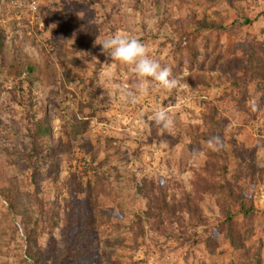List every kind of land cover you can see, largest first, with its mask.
<instances>
[{
	"label": "rangeland",
	"instance_id": "374dc122",
	"mask_svg": "<svg viewBox=\"0 0 264 264\" xmlns=\"http://www.w3.org/2000/svg\"><path fill=\"white\" fill-rule=\"evenodd\" d=\"M205 18L220 25L198 27ZM263 28L264 0H0V264H257V249L264 264V79L225 65L247 39L264 42ZM118 32L178 87L153 81L128 102L132 66L96 43ZM192 72L210 85L192 87ZM153 107L171 127L143 115ZM212 111L223 125L205 122ZM221 145L212 176L253 206L237 249L216 195L198 199L191 185Z\"/></svg>",
	"mask_w": 264,
	"mask_h": 264
},
{
	"label": "trees",
	"instance_id": "16d2710c",
	"mask_svg": "<svg viewBox=\"0 0 264 264\" xmlns=\"http://www.w3.org/2000/svg\"><path fill=\"white\" fill-rule=\"evenodd\" d=\"M220 24H217L215 20H208L203 19L202 23L199 24L198 27L202 28H215L219 26ZM90 26L84 27L85 32H89ZM94 29V28H93ZM91 30V32L93 31ZM264 32V28L262 30ZM246 46L244 49L240 52L239 56L235 58L236 64L234 62L231 63H225L226 67L233 69L234 71L240 70L243 72V76L245 79L253 80L254 77H259L261 80L264 79L263 74V68L264 64L261 66H258L261 63H264V42L257 41L256 39H253V37L247 39ZM209 42L215 43V46L213 50L217 49V42L215 40H209ZM180 46V44H179ZM181 47V46H180ZM191 52V59H194L195 57V51L193 49L190 50ZM189 55V54H188ZM217 60V59H216ZM214 60V61H216ZM177 66V65H176ZM234 67V68H233ZM192 69V66H190ZM262 68V69H261ZM185 79L191 84L192 87H197L198 85H204L207 86L210 85L209 81L206 80V77L204 74H194V72L187 74L185 76ZM205 122H210L211 124H217L221 126L224 123V118L222 121L221 117H218L215 115V112H209L204 115ZM39 123V122H38ZM44 130L46 131V134L49 132V126H44ZM217 136L215 134L214 129L210 128L209 137H215ZM39 135H36L34 140H38ZM220 138V136H219ZM222 140V139H221ZM194 147L196 150H201V147L197 144V141L194 140ZM206 154L209 156L208 160L204 163L203 169L201 172H197L195 174V179L191 182V185L193 189L197 192V194H200L197 196L198 199L202 198L205 194H215L216 200L219 202L222 206L221 210L226 215L225 216V222L226 227L224 228V238L228 241V243L234 247V248H240L245 241L248 239L249 229L248 227L251 224V214L253 211V206L249 204V206L245 207L243 200L245 199V196L243 195V190L240 185L234 184L227 180L226 178H223V190L220 189L221 184L218 181L215 176H212V172L215 173L217 168V158L222 160V154L225 153L224 146L221 145L219 148L215 149H208L206 150ZM224 158V156H223ZM212 159V161H211ZM213 162V163H212ZM217 163V164H216ZM223 162H221L222 164ZM223 167V164H222ZM225 165L222 168L223 173L225 172ZM256 171V170H255ZM248 176L251 178V181H259L263 177V173L255 174V172L248 173ZM220 179V177L218 176ZM235 180H238L240 178L239 171H236L234 175ZM144 186H147L146 184H142L141 189H143ZM232 188L235 190L236 194H232ZM169 203L165 204L167 206ZM170 205V204H169ZM239 207L238 210L231 212V207ZM168 209V207H166ZM241 214L243 216L244 222L243 225L240 227V229H234L233 225V218L234 215ZM246 233V235H245ZM27 234H30V231H27ZM256 261L258 264L259 262V249H257L253 254L250 255L249 259H252Z\"/></svg>",
	"mask_w": 264,
	"mask_h": 264
},
{
	"label": "clouds",
	"instance_id": "9594fccd",
	"mask_svg": "<svg viewBox=\"0 0 264 264\" xmlns=\"http://www.w3.org/2000/svg\"><path fill=\"white\" fill-rule=\"evenodd\" d=\"M96 43L101 46L102 53L109 55L112 61L132 66V71L137 78L134 88L122 89L124 98L128 102L136 103L139 98L138 94L146 93L148 85L153 81L167 90L178 87L177 79L170 78V68L163 66L158 59L154 58L148 46L139 38L118 32L96 40ZM143 115L164 128H169L173 124L167 110L163 107H153ZM218 141L219 137H212L209 145L213 146Z\"/></svg>",
	"mask_w": 264,
	"mask_h": 264
},
{
	"label": "built area",
	"instance_id": "2783aa9c",
	"mask_svg": "<svg viewBox=\"0 0 264 264\" xmlns=\"http://www.w3.org/2000/svg\"><path fill=\"white\" fill-rule=\"evenodd\" d=\"M33 3H34V1H33Z\"/></svg>",
	"mask_w": 264,
	"mask_h": 264
}]
</instances>
